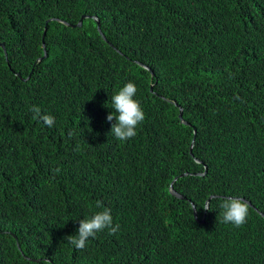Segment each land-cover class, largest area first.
<instances>
[{
  "label": "trees",
  "instance_id": "obj_1",
  "mask_svg": "<svg viewBox=\"0 0 264 264\" xmlns=\"http://www.w3.org/2000/svg\"><path fill=\"white\" fill-rule=\"evenodd\" d=\"M0 44V264H264V0H0ZM128 82L145 120L120 141ZM96 201L119 229L77 250Z\"/></svg>",
  "mask_w": 264,
  "mask_h": 264
},
{
  "label": "clouds",
  "instance_id": "obj_2",
  "mask_svg": "<svg viewBox=\"0 0 264 264\" xmlns=\"http://www.w3.org/2000/svg\"><path fill=\"white\" fill-rule=\"evenodd\" d=\"M137 93V87L133 82L126 83L116 94L112 96V109L117 115L109 114L108 121L116 120L111 127V133L120 141H127L137 135L136 129L145 120V113L140 102L134 97ZM31 111L34 113L33 119L42 121L46 126L51 128L55 118L50 115H42L39 107H33ZM219 207L222 209V222L230 223L239 228L246 222L249 214L248 204L241 198L229 197L225 199ZM96 208L102 209L96 212L91 218L83 219L79 222L77 234L66 237L67 243L74 246L77 250H83L89 238H95L97 232L108 228L109 234H115L119 225L113 227V218L111 209L103 207L102 201H96ZM211 211L209 203H204L202 208ZM43 264H50L45 259Z\"/></svg>",
  "mask_w": 264,
  "mask_h": 264
},
{
  "label": "water",
  "instance_id": "obj_3",
  "mask_svg": "<svg viewBox=\"0 0 264 264\" xmlns=\"http://www.w3.org/2000/svg\"><path fill=\"white\" fill-rule=\"evenodd\" d=\"M86 18V16L85 17H83L81 20H80V22L78 23V24H69V23H66V22H64V21H61V20H56V19H53V20H56V21H59V22H63L65 25H67L68 26V28H73V29H75V28H80V26H82V24H83V21H84V19ZM98 24H99V31H100V34L102 35V37L104 38V40L108 43V44H110V42L108 41V39L106 38V36L104 35V33H103V31H102V24H101V21H98ZM47 34H48V29H47V31H46V34H45V39H46V37H47ZM111 45V44H110ZM44 46H45V52H46V56H45V58L43 59V60H45V59H47L48 57H49V54H48V51H47V46H46V43H44ZM113 48H115L113 45H111ZM116 50H117V48H115ZM0 50H3L4 51V56L6 57V52H5V49H4V45L3 44H0ZM42 60V61H43ZM145 69H147V70H149V68L147 67V66H145ZM184 111H183V108H179V114H178V118L180 119V121H181V123H184L185 125H188V126H190L191 124L189 123V122H187V121H185L184 120ZM196 130H195V135H196ZM192 149H193V147H191V151H190V153H191V155H193V152H192ZM196 161H197V163H203L204 164V162H202V161H199L198 159H196ZM189 175V173H184V174H181L179 177H185V176H188ZM192 175H195V176H200L201 174L200 173H193ZM178 178V177H177ZM177 178H175L173 181H172V183L170 184V186H169V190H170V194L172 195V197H175L177 200H180V201H188V199H186L185 197H183V195H180V194H178L177 192H175L174 191V189H173V182L177 179ZM247 204H249L250 206H252V207H254L253 205H252V203H250L249 201H246L245 199H243ZM193 208H194V210H195V216H196V218H197V220L200 222V223H205V220L206 219H203V220H200V218H199V213H198V210H197V208H196V206L195 205H193ZM263 215H264V213L263 212H261ZM35 261H39V260H35Z\"/></svg>",
  "mask_w": 264,
  "mask_h": 264
}]
</instances>
